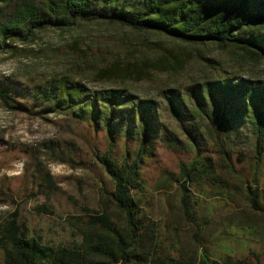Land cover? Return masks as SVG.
I'll return each mask as SVG.
<instances>
[{
    "label": "trees",
    "instance_id": "trees-1",
    "mask_svg": "<svg viewBox=\"0 0 264 264\" xmlns=\"http://www.w3.org/2000/svg\"><path fill=\"white\" fill-rule=\"evenodd\" d=\"M104 22L162 35L177 43L179 52L160 47L154 64L118 56L98 67L101 79H116L117 72L124 75L108 89L90 88L67 75L30 83L0 79V104L32 115L66 116L68 131L104 135L107 146L98 149L95 159L113 184L111 196L123 220L103 213L81 227L82 216L66 217L79 228L82 242L56 246L30 236L15 220L7 222L0 226L2 264H264L254 250L237 259L228 255L222 261L199 262L167 253L160 220L148 207L150 185L144 173L160 147L191 154L179 162L176 173L162 171L160 187L179 186L185 212L199 228L193 235L197 242L203 226L195 217L193 188L208 187L210 195L230 199L240 184L250 207L264 214V77L242 76L240 69L231 71L205 56L216 49L264 66V0H0V50L19 53L23 50L14 44H31L43 31L70 32ZM191 55L205 61L208 78L161 89L165 106L154 98H137L122 85L125 76H184L181 62ZM165 112L177 129L168 126ZM43 146L59 163L87 164L76 161L74 142ZM39 169H44L41 164ZM40 179L47 188L57 189L49 173Z\"/></svg>",
    "mask_w": 264,
    "mask_h": 264
},
{
    "label": "rangeland",
    "instance_id": "rangeland-1",
    "mask_svg": "<svg viewBox=\"0 0 264 264\" xmlns=\"http://www.w3.org/2000/svg\"><path fill=\"white\" fill-rule=\"evenodd\" d=\"M176 45L162 35L105 22L86 23L70 32L50 29L39 33L31 44H14L23 50L19 53L15 49L0 50V79L30 83L67 75L90 88L108 89L117 86V78L124 75L117 72L116 79H101L98 67L108 65L118 56L122 61L145 58L154 64L160 47L174 52L178 51ZM205 56L225 64L231 71L235 69L238 73L240 69L242 76L264 77V66L260 64L244 62L216 49L205 52ZM181 63L186 67L184 76L160 72L144 80L125 76L121 80L126 83L122 85L137 98H154L165 106L161 89L208 78L202 65L205 61L196 55ZM164 119L170 128L177 129L169 113L165 112ZM67 121L66 116L38 115V112L32 115L0 104V226L15 220L30 236L42 237L44 242L55 246L82 242L79 228L67 223L66 217L82 216L81 227H86L97 214L109 213L114 221L123 220L111 196L113 184L95 159L98 149L107 146L106 137L94 136L84 129H74L72 133ZM51 141L74 142L76 161L87 164L55 161L43 146ZM188 155L191 154L185 150L173 152L160 147L155 161L144 170L150 185L148 207L155 220H160L165 251L199 262L201 258L222 261L228 255L237 259L254 250L264 260V214L250 207L240 184L239 191L230 199L226 194L210 195L208 187L193 188L197 195L195 217H199L197 222L203 226L199 242L195 241L193 235L199 228L185 212L179 186L160 187L162 171L176 173L179 162ZM40 164L44 169H39ZM46 173L53 177L56 190L47 188L40 179ZM231 184L236 183L232 180ZM38 188L41 191L35 194ZM1 257L0 253V264ZM251 260L256 262L253 256Z\"/></svg>",
    "mask_w": 264,
    "mask_h": 264
}]
</instances>
